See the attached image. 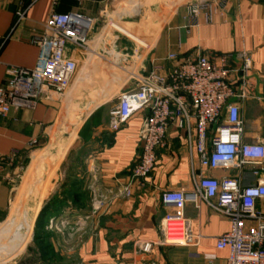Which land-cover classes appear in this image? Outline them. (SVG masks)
I'll use <instances>...</instances> for the list:
<instances>
[{
	"label": "crops",
	"instance_id": "1",
	"mask_svg": "<svg viewBox=\"0 0 264 264\" xmlns=\"http://www.w3.org/2000/svg\"><path fill=\"white\" fill-rule=\"evenodd\" d=\"M164 1H173L171 6L176 9L144 15L139 9L132 13L127 0H86L82 4L61 0L57 5L54 0H0V86L6 81L7 67H35L39 50L32 40L42 34L50 13L75 11L96 18L92 41L100 45L98 48L102 39L110 43L107 25L116 23L123 32H117L120 47H126L124 36L136 39L140 58L149 68L153 61L166 64L164 60L171 53H249L253 62L251 97L238 102L245 123L243 141L264 145V0H228L226 10L213 24L198 28H191L188 0ZM20 10H26V17L15 27ZM73 57L83 66V55L75 52ZM236 64L232 62L234 67ZM117 77L120 83L115 82ZM239 78L235 77V89H239ZM126 80L122 70L97 60L79 73L69 102L62 98L44 100L34 110L12 111L6 118L0 117V154L19 153L15 166L0 173V223L22 210L35 216L37 227L51 200L59 204L56 214L67 220L58 229L69 233L77 227L79 216L87 218L81 233L68 234L66 239L54 234L50 243L56 255L51 258H43L34 241L3 264H226L229 252L218 250L215 239L230 230L229 220L205 205L196 208L192 203L185 206L184 219L193 242L157 246L147 255L137 251L140 241L162 239L161 223L168 213L175 212L173 206L161 202L162 191L189 192L192 181L185 142L171 131L166 147L157 150L156 166L148 180L143 186L135 184L131 197L122 195L121 185L131 180L142 152L139 132L143 116L131 120L118 133L109 129L110 111L118 94L127 89ZM221 175L215 172V176ZM240 180L245 187L254 183L249 170ZM97 196L106 198L100 210L91 204ZM31 199L35 207L27 205ZM257 207L263 209L264 201ZM6 222L0 230L12 227Z\"/></svg>",
	"mask_w": 264,
	"mask_h": 264
},
{
	"label": "built area",
	"instance_id": "2",
	"mask_svg": "<svg viewBox=\"0 0 264 264\" xmlns=\"http://www.w3.org/2000/svg\"><path fill=\"white\" fill-rule=\"evenodd\" d=\"M60 1L54 0L55 5ZM72 1L82 4L86 0ZM127 3L132 13H138L139 1ZM227 6L228 0H188L191 28L213 24ZM25 17L26 10L17 12L15 27ZM96 24V18L79 12L62 14L53 10L42 34L32 40L39 50L35 67L6 69V81L0 86V117L6 118L12 111L34 110L44 100L62 98L69 102L79 73L97 60L108 62L115 70H122L127 79V89L118 94L110 111V131L118 133L131 120L143 116L139 132L142 152L131 180L121 185L122 195L131 197L134 185L143 186L148 180L156 166L157 150L166 147L171 131L183 138L191 166L189 192L161 193V202L175 208L161 223L162 239L140 241L137 251L147 255L157 246H186L193 242L184 219L185 206L192 203L196 208L205 205L229 220L230 230L215 239L218 250L229 252L226 264H264V208L257 207L259 201H264V145L243 141L245 123L238 104L251 97L250 54L171 53L164 60L168 67L153 61L149 68L137 49L120 47L118 33L122 29L114 22L107 25L110 43L102 39L103 49L93 44ZM75 52L84 56L83 66L73 57ZM237 76L239 89L234 87ZM115 82L120 83V78ZM18 160V152L0 154V173L14 167ZM246 170L254 178L248 187L242 186L240 180ZM215 172L222 175L217 177ZM95 198L93 209L100 210L106 198ZM86 219L78 220L77 225L84 228Z\"/></svg>",
	"mask_w": 264,
	"mask_h": 264
},
{
	"label": "rangeland",
	"instance_id": "3",
	"mask_svg": "<svg viewBox=\"0 0 264 264\" xmlns=\"http://www.w3.org/2000/svg\"><path fill=\"white\" fill-rule=\"evenodd\" d=\"M139 10L144 12V15H146L147 12L153 13H158L159 11H173L175 10V6H171L173 1H164V0H139ZM143 16V15H142ZM143 19V18H142ZM157 26L160 24H153V26ZM123 39H126V47L129 48V50H134L136 49L137 45L139 44L136 39H131L130 37L124 36ZM120 45V43H119ZM121 46V45H120ZM123 46V45H122ZM28 206L35 207V200L31 199V201L27 202ZM96 203V198L93 197L91 199V204L93 205ZM20 206V205H19ZM60 217H64V215L58 216L56 215H51L48 216L47 219L45 220L46 222L44 223V231L42 232L43 235L47 236V242L50 243V239L54 238V234H61L63 238H68V234L74 235L75 233L78 234L79 232H82V229L79 225L72 231H62L61 228L62 223L67 221L66 219H62ZM67 218V217H65ZM83 217L79 216L75 222L78 220H81ZM10 220V221H8ZM8 220L5 222L8 224H12V227L10 225V229L7 231L0 230V264H3L4 260H7L10 256L12 257H17L20 254L24 252L26 249L25 246L29 242H34L35 237L37 234V227L34 225L35 223V216L30 215V214H25L24 212L22 213V210L19 211L17 214H14L11 216ZM51 220H53V225L51 226ZM5 222H1L0 225H2ZM28 223V225L26 224ZM26 224V225H25ZM22 225V226H20ZM20 226V227H19ZM29 229H28V227ZM80 227V228H79ZM18 228V230H17ZM81 230V231H80ZM75 231V232H73ZM65 238V239H66ZM25 243V244H24ZM24 244V245H23ZM28 245V244H27ZM67 246H64L63 249L67 250ZM56 255L53 251L48 252V256L52 257Z\"/></svg>",
	"mask_w": 264,
	"mask_h": 264
},
{
	"label": "trees",
	"instance_id": "4",
	"mask_svg": "<svg viewBox=\"0 0 264 264\" xmlns=\"http://www.w3.org/2000/svg\"><path fill=\"white\" fill-rule=\"evenodd\" d=\"M63 202V201H62ZM58 203L55 200H51L45 207L43 214L39 217L37 224V234L35 237V241L38 243V247L40 250V254L43 258H51L48 256V252L53 251L51 243L47 242V236L43 235L44 231V223L48 216L55 215L59 210Z\"/></svg>",
	"mask_w": 264,
	"mask_h": 264
},
{
	"label": "bare ground",
	"instance_id": "5",
	"mask_svg": "<svg viewBox=\"0 0 264 264\" xmlns=\"http://www.w3.org/2000/svg\"><path fill=\"white\" fill-rule=\"evenodd\" d=\"M180 4V3H179Z\"/></svg>",
	"mask_w": 264,
	"mask_h": 264
}]
</instances>
